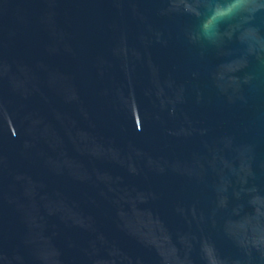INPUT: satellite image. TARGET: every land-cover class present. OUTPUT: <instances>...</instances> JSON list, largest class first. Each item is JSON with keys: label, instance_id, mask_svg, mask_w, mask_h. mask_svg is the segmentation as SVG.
<instances>
[{"label": "water", "instance_id": "water-1", "mask_svg": "<svg viewBox=\"0 0 264 264\" xmlns=\"http://www.w3.org/2000/svg\"><path fill=\"white\" fill-rule=\"evenodd\" d=\"M0 264H264V0H0Z\"/></svg>", "mask_w": 264, "mask_h": 264}, {"label": "clouds", "instance_id": "clouds-1", "mask_svg": "<svg viewBox=\"0 0 264 264\" xmlns=\"http://www.w3.org/2000/svg\"><path fill=\"white\" fill-rule=\"evenodd\" d=\"M206 34H207V30H206Z\"/></svg>", "mask_w": 264, "mask_h": 264}]
</instances>
